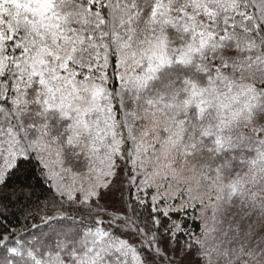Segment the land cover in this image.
I'll return each instance as SVG.
<instances>
[{
  "label": "snow or ice",
  "instance_id": "6c2138e0",
  "mask_svg": "<svg viewBox=\"0 0 264 264\" xmlns=\"http://www.w3.org/2000/svg\"><path fill=\"white\" fill-rule=\"evenodd\" d=\"M0 264H264V0H0Z\"/></svg>",
  "mask_w": 264,
  "mask_h": 264
},
{
  "label": "trees",
  "instance_id": "16d2710c",
  "mask_svg": "<svg viewBox=\"0 0 264 264\" xmlns=\"http://www.w3.org/2000/svg\"><path fill=\"white\" fill-rule=\"evenodd\" d=\"M42 181V178L39 176L38 170L34 167L29 168L24 173L13 177L11 181H9L10 184H19V183H26V184H32L35 186L37 192H40L42 188L46 189L48 185L44 184L42 185L40 183ZM9 220L12 221V224H15L16 217L9 216ZM11 226V225H10Z\"/></svg>",
  "mask_w": 264,
  "mask_h": 264
}]
</instances>
